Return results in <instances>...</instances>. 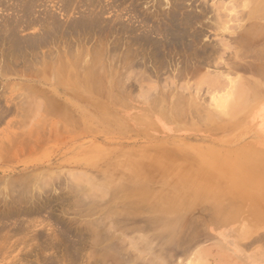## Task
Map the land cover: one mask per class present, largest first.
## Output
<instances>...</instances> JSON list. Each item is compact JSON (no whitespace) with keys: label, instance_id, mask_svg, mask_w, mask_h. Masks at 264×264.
Instances as JSON below:
<instances>
[{"label":"rangeland","instance_id":"rangeland-1","mask_svg":"<svg viewBox=\"0 0 264 264\" xmlns=\"http://www.w3.org/2000/svg\"><path fill=\"white\" fill-rule=\"evenodd\" d=\"M16 1L0 0L2 32L24 20L0 41V264L264 254L248 218L264 170L233 156L264 135V0Z\"/></svg>","mask_w":264,"mask_h":264},{"label":"crops","instance_id":"crops-1","mask_svg":"<svg viewBox=\"0 0 264 264\" xmlns=\"http://www.w3.org/2000/svg\"><path fill=\"white\" fill-rule=\"evenodd\" d=\"M256 111L257 112L254 113V116L256 115V117L261 120L260 126L262 127L264 125V106L259 108ZM258 142H260L261 144L256 145V146H254V145L248 146L245 151L237 150L233 154V156L236 158L234 160L246 159L247 163H250L246 166V168H249V167H250L249 169L253 168L252 169V175L258 174V172H259L258 170H264V135L260 136V140ZM230 156H232V153L230 154ZM225 190L231 191V188L225 189ZM248 197H250V199L252 201H255L254 196H248ZM232 212H233V210H231L228 207L227 214H229V213L232 214ZM249 213H250L248 215L249 219H257V218L258 219H264V212L259 211V209L257 207H252V210H250ZM228 216L229 215H225L223 219H233V218H230ZM232 217H234V216H232ZM240 219H242V218H240ZM244 250H245L244 251L245 255L240 254V255H237V257H240L242 260L244 259L246 264H264V254L261 251L250 252L249 249H244Z\"/></svg>","mask_w":264,"mask_h":264},{"label":"bare ground","instance_id":"bare-ground-1","mask_svg":"<svg viewBox=\"0 0 264 264\" xmlns=\"http://www.w3.org/2000/svg\"><path fill=\"white\" fill-rule=\"evenodd\" d=\"M10 1H12V0H10ZM18 1V0H17ZM16 1V2H17ZM74 1V0H73ZM23 3H21L22 4V7L20 8V10H19V12L20 11H22V13H24V16H23V18L26 16V15H28L29 14V12H30V9H32V6H33V3H32V5H31V2L32 1H29V2H26V3H24V1H22ZM81 3V2H80ZM17 4V3H16ZM20 4V3H19ZM20 4V5H21ZM263 5V4H262ZM69 6V5H68ZM67 7V6H66ZM22 9V10H21ZM262 8H260V3L257 1L254 5H253V7H252V10H251V15L253 16V17H255L257 14H258V11L259 10H261ZM33 10V9H32ZM31 10V11H32ZM18 12V11H17ZM13 13V12H12ZM250 13V12H249ZM19 15H21V14H19ZM249 15V14H248ZM22 16V15H21ZM20 16V17H21ZM29 16V15H28ZM17 17V16H16ZM173 17V16H172ZM28 18H31V16L30 17H28ZM28 18L26 17V19L28 20ZM15 19V18H14ZM22 19V18H21ZM25 19V20H26ZM49 19V18H48ZM17 20V19H16ZM16 20H13V21H16ZM20 20V19H19ZM33 20H35V19H33ZM24 21V20H23ZM23 21H21L20 23H22ZM29 22H27V23H29L28 25L30 26L31 25V23H30V20H28ZM5 22H7V21H5ZM4 22V23H5ZM17 22H19V21H17ZM17 22H15L14 24H10V26H12V29H10V28H7L8 29V31H9V33L11 34V33H13L12 31H14V29H16V27L18 28H20V23H17ZM38 22V21H37ZM37 22H35V23H37ZM1 23V22H0ZM3 23V22H2ZM2 23L0 24V27H5V25H2ZM26 23V22H25ZM25 23H24V25L23 26H25ZM41 23V22H40ZM169 23H171L170 25V28H168V29H166V30H164V32L165 33H160L159 32V34L163 37V36H165V34L167 35V37H170L171 36V34H173V33H171L172 32V30H174L173 29V21H170ZM23 24V23H22ZM35 25V24H34ZM7 26V25H6ZM32 26V25H31ZM41 26H43V25H41ZM9 27V26H8ZM44 27V26H43ZM49 27V26H48ZM6 28V27H5ZM5 28L4 29H2V30H5ZM58 28V27H57ZM74 28V27H73ZM21 29V28H20ZM54 29V28H53ZM19 30V29H18ZM8 31H5V32H2L1 31V28H0V41L1 40H3L4 38H6V35H7V32ZM11 31V32H10ZM55 31V30H54ZM65 31V30H64ZM82 31V30H81ZM104 31V30H103ZM66 32V31H65ZM162 32V31H161ZM239 33V32H238ZM14 34H15V32H14ZM14 34H12L13 36H14ZM245 34V33H244ZM259 34V33H258ZM12 35H10L11 37H12ZM48 35H50V34H48ZM147 35V34H146ZM156 35V34H155ZM252 36H254V35H252ZM258 36V35H257ZM41 38H42V36H40ZM147 37V36H146ZM172 37H173V35H172ZM40 38V39H41ZM39 39V40H40ZM45 39H47V38H45ZM70 39V38H69ZM167 39V38H166ZM38 40V39H37ZM60 40V39H59ZM41 41H43V39L41 40ZM40 41V42H41ZM173 42V41H172ZM14 43V42H13ZM46 43V42H45ZM100 43V42H99ZM147 43H149V40H148V42ZM40 44L42 45V44H44V42L43 43H31V45L30 44H28V45H30L31 47H36V46H40ZM156 44V43H155ZM154 44V46L155 47H153L154 49H157V47H158V44H156L155 45ZM12 46V45H11ZM14 46V48H15V45H13ZM18 47V46H17ZM29 47V46H28ZM12 48V47H11ZM32 48V49H33ZM31 49V48H30ZM16 50H18V49H16ZM152 50V49H151ZM15 51V50H14ZM13 51V52H14ZM19 51V50H18ZM151 52V51H150ZM156 52H159V51H156ZM155 52V57H156V55H157V53ZM7 53V52H6ZM152 53V52H151ZM5 55V54H4ZM13 55H15V54H13ZM158 55H159V53H158ZM159 57V56H158ZM257 59V58H256ZM156 60V59H155ZM46 62V61H45ZM55 62V61H54ZM6 64V63H5ZM132 74V73H131ZM136 78V77H135ZM139 80V79H138ZM151 92V91H150ZM153 93V92H152ZM148 95V94H147ZM151 96V95H150ZM32 104V103H31ZM38 104V103H37ZM35 106V105H34ZM51 107V106H50ZM32 113V112H31ZM50 115V114H49ZM59 117V116H58ZM263 166V165H262ZM261 169V168H260ZM39 184V183H38ZM41 188V187H40ZM9 193V192H8ZM2 195H3V193H2ZM6 196V195H5ZM2 199V198H1ZM29 210H30V208H28ZM26 210H27V208H26ZM16 211V210H15ZM18 211V210H17ZM16 211V212H17ZM24 211V210H23ZM19 212V211H18ZM20 212L22 213V211L20 210ZM19 212V213H20ZM29 212H32V211H29ZM28 212V213H29ZM1 213V212H0ZM10 213V215H11V211L9 212ZM25 213V212H24ZM27 213V214H28ZM3 213H1L0 214V218H1V216H4V215H2ZM13 215V214H12ZM15 215V214H14ZM13 215V216H14ZM19 214H17V216H18ZM21 215H23V214H21ZM26 215V214H25ZM8 216V215H7ZM16 216V215H15ZM16 216V217H17ZM5 217V216H4ZM4 217H2V219L4 218ZM10 217V216H9ZM5 219V218H4ZM6 219H7V217H6ZM8 219H10V218H8ZM1 231H3V230H1ZM16 232V231H15ZM1 256V255H0Z\"/></svg>","mask_w":264,"mask_h":264}]
</instances>
